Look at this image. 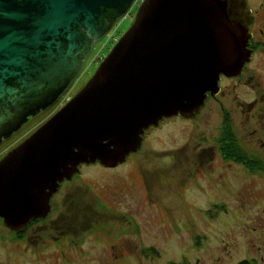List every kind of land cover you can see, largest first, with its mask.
Instances as JSON below:
<instances>
[{
  "label": "water",
  "instance_id": "water-1",
  "mask_svg": "<svg viewBox=\"0 0 264 264\" xmlns=\"http://www.w3.org/2000/svg\"><path fill=\"white\" fill-rule=\"evenodd\" d=\"M134 0H0V130L67 89ZM244 0H141L88 81L0 159V217H45L82 164L113 168L163 118L192 117L248 59Z\"/></svg>",
  "mask_w": 264,
  "mask_h": 264
},
{
  "label": "rangeland",
  "instance_id": "rangeland-1",
  "mask_svg": "<svg viewBox=\"0 0 264 264\" xmlns=\"http://www.w3.org/2000/svg\"><path fill=\"white\" fill-rule=\"evenodd\" d=\"M136 4L117 20L108 33L93 43L76 77L59 95L61 102L64 101L59 103L60 107L92 76L102 58L122 35L119 32L124 33L131 25L139 5ZM257 80L260 83L258 86L251 81L254 88L251 91L250 87L239 89L240 98H264V70ZM54 110L51 107L41 112L16 135L45 121ZM215 120L216 117L207 118L202 112L194 121L175 117L145 135L141 149L129 154L125 162L116 167L105 168L98 162L84 164L81 172L73 177L72 184L79 187L74 188L75 193L69 199L70 202L87 201L86 210L95 215L79 221H86L83 224L86 227L92 222V226L98 228H129L123 240L102 236V240L97 241L99 247L111 243L130 247L124 264H168L169 258L174 259L176 264H186V258H190L191 264H237L242 260H247V264H264V175L260 170L254 169L249 173L239 167L228 166L220 156L209 160L211 153L208 155L210 149L206 147H211L213 142H209L206 136ZM253 124L250 123L248 128L251 129ZM253 138L262 136L256 133ZM184 147H188L187 152L199 148L205 156L194 161L212 162L214 173L207 174L202 169L190 171L188 165L178 164L179 161L174 158H184L185 154H181L184 152H179ZM254 155L264 162V156ZM226 159L235 162L231 157ZM66 189L70 190V187ZM62 209L72 213L74 208L66 206ZM67 221L64 220L61 227ZM43 235L34 232L33 241L48 240L49 248L57 241L67 243L60 232ZM140 239L146 248L155 250L156 257L150 252L140 258L132 253L138 248ZM77 243L83 249L81 254L76 252L75 255L74 251L65 248L69 250L66 254L70 255L71 264H92L89 262L92 258L89 248L93 246V238L87 234ZM112 250L115 253V246ZM17 252L11 256L9 252L0 250V260L13 258L26 264L33 258L29 252ZM48 253V256L41 255L40 258H55L54 250ZM107 264L112 263L108 261Z\"/></svg>",
  "mask_w": 264,
  "mask_h": 264
},
{
  "label": "flooded vegetation",
  "instance_id": "flooded-vegetation-1",
  "mask_svg": "<svg viewBox=\"0 0 264 264\" xmlns=\"http://www.w3.org/2000/svg\"><path fill=\"white\" fill-rule=\"evenodd\" d=\"M244 1L246 7L245 12L248 17L249 37L246 49L249 50V55L247 61H245L241 66L239 73L234 75H225L223 73L220 74L217 81V88L214 87V91L210 90L206 92L203 103L192 117H184L178 114L176 116L163 118L159 121L157 126H150L148 129H146L143 134V138L145 135H148L149 132L162 127L167 122H169V120L171 121L175 117H180L184 119V121H194L202 112V114L207 118H210L211 116L212 118L216 117L215 122L209 127L210 132L206 136V139L209 142H213L210 144L211 147H206L208 150L210 149L208 155L211 153L209 160H214L217 156H220V159H222V161H224L228 166L239 167L248 171L249 173L256 169L260 170L264 175V162H261V159L258 160L255 158L254 155L258 154L264 156V98L256 97L245 100L239 96L240 88L248 89V87H250V91L254 89L251 85V81L255 83V86L260 84L257 80V76L261 71L264 70V0ZM122 33L123 32L120 31L119 35ZM79 89L80 88H78V90ZM78 90H76V92ZM60 98L61 96L52 99L48 102L47 106L42 105L45 104V102L44 99L41 98L39 100L41 107L35 113L26 115L19 126L13 125L3 130L2 133L0 130V159L6 155L9 150H11L22 140H24L30 133H32V131H34L35 128L44 120L38 123L37 126H32L30 129L20 133L18 136L16 135L17 131L28 124V122L33 121L36 116L38 117V115H40L41 112L49 110L51 107L55 108L52 113L58 110V107L64 103V101L61 102ZM214 108H216V110ZM252 111H255V113ZM237 112L239 113L238 117H240L238 121V127L236 124ZM52 113H50V115ZM252 122L255 124V127L253 124L252 128L249 129L248 127ZM256 133L261 135L262 138H253ZM187 148L188 147H184V150H179L180 148H178L176 150V152L178 150L179 152L183 151L184 153L181 154H185L184 158L181 156L174 158L175 160L179 161L178 164L188 165L189 168H191L189 169L190 171L192 169H202L206 170L207 174L214 173L213 164H211L212 162L203 163L201 161L202 159L194 161L195 158L205 156V154L200 151L199 148L195 147L189 152H187ZM227 155H235L237 156L235 157L237 159H232L235 162H229L226 159ZM83 166L84 164L79 166V172H81ZM79 172L76 173V175L79 174ZM191 175L192 172L189 173L190 177ZM74 176L75 174L71 179L63 180L57 187L56 191L51 194L49 198V211L45 217L30 219L25 225H22L16 229H11L6 226L3 218L0 217V250L9 252L11 256H14L15 252L17 251L31 253L33 258L27 260L26 264H71L72 260L70 255L66 254V251L69 250L65 248L68 247L71 249V251H74L75 255L76 252L81 254L83 249L78 247L80 244L77 243V241L89 234V236H91L94 241L93 246L89 248V254L92 256L89 262L92 264H98V262L103 264L105 262L104 264H107L109 261L112 264H124L123 261L129 255L130 247L129 249L123 247L122 243H111L106 247H99L97 241H101L102 236L109 237L110 239L123 240L125 235L129 232V228H98L93 227L92 222H90V226L88 227L83 226V224H85L84 222L86 221L82 222L79 220L90 219L92 218L91 216H94L95 214L93 212L89 214L90 211L86 210L88 207V205H86L88 204L87 201L74 200L73 202H70L69 197H73L75 193L74 188L76 189V187H79L78 185L76 186L72 184L74 181ZM66 187H70V190L66 189ZM66 206L74 208L72 210L73 215L72 213L63 211L62 208ZM66 219L68 221L63 227H61L62 225L60 224L64 220L66 221ZM138 228L139 227L136 229ZM34 232H39L40 235H55L57 232H60L63 240H65L67 243L62 244L60 241H57L49 248L48 240L43 239L42 241H33ZM73 240H75V242H72ZM114 246L116 250L115 253L112 252L114 251L112 250ZM137 246L138 248L133 250L132 253L135 252L139 258L140 256L145 257L147 252L155 254V250L150 247L146 248L144 246L142 239H140V243ZM53 250L56 252L54 255L55 258L51 260L48 258H40L41 255L48 256V252ZM42 251L45 252L43 253ZM156 255L157 254H155V257ZM98 257H100V259ZM190 261V258H186V264H191ZM242 261L247 262V260ZM0 264L24 263L23 261L12 258L9 260H0ZM168 264H176V262H174V259L170 260L169 258Z\"/></svg>",
  "mask_w": 264,
  "mask_h": 264
},
{
  "label": "trees",
  "instance_id": "trees-1",
  "mask_svg": "<svg viewBox=\"0 0 264 264\" xmlns=\"http://www.w3.org/2000/svg\"><path fill=\"white\" fill-rule=\"evenodd\" d=\"M226 157H231V158H233V159H237V158H235V157H237V156H235V155H228V156H226ZM238 264H247V262H246V261H242V262H240V263H238Z\"/></svg>",
  "mask_w": 264,
  "mask_h": 264
},
{
  "label": "bare ground",
  "instance_id": "bare-ground-1",
  "mask_svg": "<svg viewBox=\"0 0 264 264\" xmlns=\"http://www.w3.org/2000/svg\"><path fill=\"white\" fill-rule=\"evenodd\" d=\"M136 2H137V0H136ZM136 2L135 1H133V3H132V5L130 6V7H132L134 4H136ZM137 10V9H136ZM136 13V12H135Z\"/></svg>",
  "mask_w": 264,
  "mask_h": 264
}]
</instances>
